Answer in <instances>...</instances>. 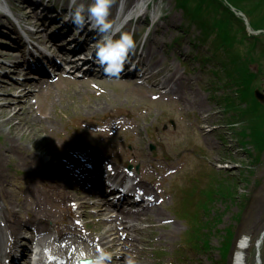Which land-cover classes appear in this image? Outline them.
<instances>
[{
	"label": "rangeland",
	"instance_id": "1",
	"mask_svg": "<svg viewBox=\"0 0 264 264\" xmlns=\"http://www.w3.org/2000/svg\"><path fill=\"white\" fill-rule=\"evenodd\" d=\"M118 1L114 0L111 13ZM124 1L131 4L137 0ZM143 1H150V8L155 11L160 8L161 19L156 24H150L145 40L147 30L143 24L146 20L142 15V18L132 21L127 29L128 33L130 28L141 29L137 35L136 52L142 53L141 58L149 69L156 71L152 79L135 75L125 79L79 78L62 72L60 77L55 75L46 79L51 80L48 81L49 85L39 92L35 86L39 78L32 74L24 76L9 72L4 79L0 76V95L5 92L3 87L6 81L13 83L25 79L29 81L31 92L34 90L35 93L32 98L21 101V105L27 108L23 122L15 118L8 123V116L0 114V208L8 211L11 219H22L21 231L31 235L32 222L29 220L34 218V213L31 212L33 205L30 200L24 201L28 196L26 179L29 174L25 158L28 154L33 158L40 156L42 161L51 163L49 179L57 177L61 180L64 186L61 190L72 193L69 200L72 203L83 194L85 188L80 185V173L73 169L68 171L64 161L71 162V167L72 164L76 165L72 163L75 159L71 155L72 150L82 147L102 157L105 163L112 162L117 164L116 168L134 173L144 186L156 194L154 200L158 201L157 209L161 210L162 216L158 218L154 213H149L128 229L135 242L129 255H133L137 263L233 264L238 243L244 239L246 249L243 256L246 263L264 264V211L258 229L251 231L249 228L256 218L257 204H264V155L251 170H246L250 162L249 154L235 139L224 119V111L214 97L220 95L223 89L216 86L218 78L211 70V63L201 59V54L208 51L210 42H200L196 29L192 28L185 34L180 32L183 16L181 10L175 7L174 0ZM8 2L23 20L41 25L42 20L35 8H24L26 3L23 0ZM83 2L89 4L91 0ZM30 11L32 15H29ZM3 19L1 16L0 20ZM46 23L47 33L50 34L54 25L48 19ZM6 42L11 43V40ZM142 42L144 46H141ZM0 51L17 52L4 46H0ZM13 59L0 56V71L10 70V63H15ZM39 93L43 94L39 97ZM5 97L8 98V94ZM37 102L39 105L29 107ZM40 109L42 119L46 117L43 123L36 112ZM18 122L24 130L14 139L18 141L17 144L24 143L29 152L8 154L2 150L10 148L12 125ZM27 131L31 133L30 136L25 135ZM32 135H38L42 140V149H37L36 138ZM67 152L68 155L64 156ZM244 171H247V181L243 179ZM207 172L220 180L234 179L237 191L235 199L226 201L220 197L211 200L208 203L209 212L200 209L202 221L210 217L219 218V221L216 219L212 225L213 232L208 236V242L195 249L191 244L186 246L183 241L188 223L180 210L184 205L193 211L203 198L198 188H205L208 181H214L205 176ZM50 192L47 200H55L57 189L53 187ZM30 194L33 197V193ZM49 204L53 205V210L55 207L64 208L56 203ZM97 210L91 205L87 217H84L82 210L71 209V213H64L60 226L76 225L79 232L87 233L93 239L98 238L107 226L98 221L94 213ZM0 223L7 224L6 219H0ZM52 226L53 234L50 237H55L57 232ZM229 229L233 234L224 257L223 241ZM8 236L7 246L12 240ZM114 237L109 236L107 242ZM67 238L61 236L58 241H64L66 245ZM113 244H107V251L113 257L122 256V247L114 245L111 248ZM51 246L47 247L50 249ZM111 264L125 263L124 260L114 259Z\"/></svg>",
	"mask_w": 264,
	"mask_h": 264
},
{
	"label": "bare ground",
	"instance_id": "2",
	"mask_svg": "<svg viewBox=\"0 0 264 264\" xmlns=\"http://www.w3.org/2000/svg\"><path fill=\"white\" fill-rule=\"evenodd\" d=\"M48 29V27L45 28V30ZM37 33V32H35ZM40 37H44V33L38 34ZM49 42V41H47ZM93 53H95L96 49L95 47L92 49ZM2 56L4 57H12L15 59V63L12 65L10 69V73L14 74H27L28 70L22 69V62L17 61L16 59L20 57V55L17 52H0ZM79 61L80 59L77 58ZM71 64H74L77 68L81 67L82 65L79 64L75 59L70 60ZM0 76L5 77L8 76L7 72L0 73ZM1 80V79H0ZM48 82L46 80H39L37 83H35V86L39 88V92H43V87L48 86ZM162 87H165V85H162ZM5 92L3 95L6 96L8 94V98H6L3 95H0V114L3 116H8V119L6 122L12 123V121L17 118L19 121H24V111L26 112V109L24 106L21 105V101L23 99L32 98L35 93L33 91L31 92V89L29 87V81L25 79L22 82H14V83H7L3 87ZM43 93H39L40 95ZM38 98V97H37ZM28 103V102H27ZM35 105H39L38 102L36 104H33L32 106H29L32 108ZM39 109V106L37 107ZM33 112V111H31ZM38 112V115L40 116L41 122L46 119H44L42 116V110L36 111ZM5 114V115H4ZM48 117V116H47ZM49 120V118H48ZM20 122L12 125V133H11V145L10 148L5 151L6 153L10 154L17 151H22L25 154L29 152V149L25 147L24 143L17 144L18 141L14 138L17 137V135L22 132L24 129L21 127ZM1 125V122H0ZM46 129V128H45ZM25 135H31L28 131L25 133ZM31 137L36 138L35 146L37 149H42L43 144L42 140L39 138L38 135H32ZM138 140V138H136ZM40 143V144H39ZM16 150V151H15ZM38 154V153H37ZM68 152L64 154V156H67ZM73 158H75L72 163H75L76 165L72 164V167L69 165L71 162L69 161H63L65 162L64 165L70 171L73 169L75 172L80 173V185L85 188L83 191V194H80V196L77 198V200H73L71 203L69 192H66L61 189H63V184L59 178L55 179H49L50 173L48 172L49 166H51V163L42 161V158L40 156H34L29 155L25 158V164L26 167L29 170V174L27 176L28 179H26L28 196L24 201L30 200V203L33 205L31 212L34 213V218L29 220L32 222V231L33 236L37 238V242L40 246L39 253H38V259L42 258H49L50 255L47 253L45 254V248L44 246H50L53 248V253L57 255L58 257L64 256L66 258H73L77 255H85V256H97L101 251H107V244L113 242L114 244L110 246L111 248L114 247V245H118L122 247V250L124 252L122 253V256L120 257H113L112 261L114 259H121L124 260L126 256H129V251H132V247L135 246V242L133 241V238L130 236V232H128V229H131L135 222L141 220L149 213H154L158 218L162 216L161 210L157 209L159 208L156 203H158L157 200H154L156 194L153 190H150L147 186H144L142 184V180L138 179L134 173L129 174L133 180H134V187L141 188L149 197V199L146 201V203H142V209L134 207L133 205H127V204H117L115 205L111 200H105L102 199L104 197H107V192L104 189V186L102 182L99 180L98 173L101 169H107V170H113L118 171L120 174L126 175L124 173L125 171L116 168L117 164H113L115 166H110L109 169L106 166H103L102 163H105V160H102L103 158L99 155H95L93 152H90L89 149H85L82 147H76L72 150ZM24 158V157H23ZM23 158H20L21 160ZM109 161V160H108ZM116 169V170H115ZM34 176V177H33ZM38 178H41V180L37 181ZM35 182L34 185L31 184ZM147 185V184H146ZM42 187V189L40 188ZM55 187L57 189V193L55 195V200H47L49 197V193L51 194V190ZM33 193V197L32 194ZM88 192V193H86ZM52 202H51V201ZM49 203H56L57 205L64 206L63 210L58 209V207H55L53 210V205ZM74 207H73V205ZM97 207L98 210L95 213L97 216L98 221H100L101 224H103L105 227L107 226L106 230L98 237L93 239L92 236H88L87 233L79 232V227L76 225H69L64 224L62 227L60 226V222L62 221L64 217L65 212H70L71 209H83V216L87 217V213L90 206ZM49 206L51 208H49ZM157 206V207H156ZM258 210L255 220L250 224L249 227L251 231H256L260 225L261 217L263 214V208L264 204L258 203L257 204ZM38 208V210H36ZM75 208V209H74ZM42 211V212H41ZM45 212V213H43ZM75 212V211H74ZM14 213V211H13ZM48 213V214H46ZM0 219L4 220L6 219L7 224L0 223V256L3 253L4 245L6 243V237L14 236L15 232L21 229L22 225V219H11L8 215V211H4L3 207L0 208ZM151 220V218H149ZM55 228V231L57 232V236L50 237L53 234V226ZM17 234V233H16ZM73 234V236H69ZM8 236V237H9ZM61 236H66L67 243L66 246H64L62 243L58 244V240L61 239ZM109 236H115L114 239L107 242V239ZM95 241L94 244H92ZM17 243L16 237H14L11 241V246H14ZM50 244V245H49ZM244 240H241L238 243L237 250L234 256L233 264H247L246 260L243 256L244 250L246 249L244 247ZM68 247V248H66ZM104 247V248H103ZM86 249L87 251H93L87 252L83 249ZM29 250V249H28ZM71 250V251H70ZM29 253L24 254L25 260L28 261V263L31 262V256H29ZM23 258V259H24ZM22 261H20V264ZM139 264V263H137Z\"/></svg>",
	"mask_w": 264,
	"mask_h": 264
},
{
	"label": "trees",
	"instance_id": "3",
	"mask_svg": "<svg viewBox=\"0 0 264 264\" xmlns=\"http://www.w3.org/2000/svg\"><path fill=\"white\" fill-rule=\"evenodd\" d=\"M174 3L182 12V33L191 28L198 29L199 40L211 44L208 51L201 54V59L211 63V70L218 77L216 86L223 92L216 95V100L235 139L249 154L246 170H251L264 155V103L254 94L256 87L264 90V31L249 33L243 18L229 4L244 11L253 28L264 29V0H174ZM247 171L243 173L245 181ZM211 177L219 183L217 189L211 187L207 190L208 201L213 200V193L225 200L235 198L237 185L234 179L220 180L213 174ZM208 205L203 203L202 209L209 212ZM187 215L190 231L186 239L195 248L205 245L210 235L206 230L209 218L200 221L199 210ZM232 234L229 230L223 241L224 257Z\"/></svg>",
	"mask_w": 264,
	"mask_h": 264
},
{
	"label": "clouds",
	"instance_id": "4",
	"mask_svg": "<svg viewBox=\"0 0 264 264\" xmlns=\"http://www.w3.org/2000/svg\"><path fill=\"white\" fill-rule=\"evenodd\" d=\"M113 3L114 0H91V3L85 6L84 3H78V0H71L70 18L77 27H83L87 22L100 34L95 45L96 62L105 74L119 77L137 43L128 32L113 31V23L110 20ZM112 259L111 252L101 251L93 259V264H111ZM125 264H137V261L133 255H129L125 259Z\"/></svg>",
	"mask_w": 264,
	"mask_h": 264
},
{
	"label": "water",
	"instance_id": "5",
	"mask_svg": "<svg viewBox=\"0 0 264 264\" xmlns=\"http://www.w3.org/2000/svg\"><path fill=\"white\" fill-rule=\"evenodd\" d=\"M232 9H233L235 12H237L238 14H240V15H242V16L244 17L248 30H249V31H252V30L250 29L249 20H248V18L246 17V15H245L242 11H238V10H237L235 7H233V6H232ZM258 31H260V30H258ZM258 31H255V32H258ZM255 93H256V96H257L258 99H260V100H262V101L264 100V93H263V92H261L259 89H256ZM86 263L91 264V261H90V260H87Z\"/></svg>",
	"mask_w": 264,
	"mask_h": 264
}]
</instances>
